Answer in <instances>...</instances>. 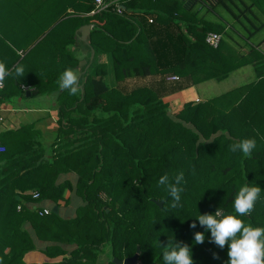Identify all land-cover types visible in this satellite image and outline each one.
Instances as JSON below:
<instances>
[{
    "label": "trees",
    "instance_id": "16d2710c",
    "mask_svg": "<svg viewBox=\"0 0 264 264\" xmlns=\"http://www.w3.org/2000/svg\"><path fill=\"white\" fill-rule=\"evenodd\" d=\"M78 1H63L59 18L27 52L46 46L56 65L24 66L22 81L7 83L8 77L0 90V100L12 101L23 94L21 83L28 84L36 95L52 94L57 110L51 142L33 124L0 134V264H117L113 258L130 257L137 248L141 264H164L163 252L175 242L191 247L194 264H227V245L211 242L196 216L217 208L234 213V196L247 183L262 188L261 199L242 219L264 227V52L262 38L252 40L264 27V0H120L123 14H89L92 0ZM68 6L76 13L66 12ZM83 24L93 28L79 42L88 53L81 91L70 95L59 89L58 78L65 68L78 67L70 47ZM61 29L66 36L58 41L53 36ZM208 32L221 34L216 48L205 42ZM249 64L255 80L239 87L179 108L164 100L186 85L222 81ZM156 75L159 84L125 86L128 78ZM171 75L177 79L168 80ZM244 138L256 140L250 157L229 150ZM181 171L184 191L174 208L158 180ZM68 173L75 182L59 181ZM67 191L82 201L73 217L53 208L40 215L42 205L33 209L43 201L68 204ZM27 226L39 241L54 243L42 250L48 257L69 256L26 262V253L36 249ZM197 231L205 234L202 244L194 243Z\"/></svg>",
    "mask_w": 264,
    "mask_h": 264
},
{
    "label": "crops",
    "instance_id": "0c3cea01",
    "mask_svg": "<svg viewBox=\"0 0 264 264\" xmlns=\"http://www.w3.org/2000/svg\"><path fill=\"white\" fill-rule=\"evenodd\" d=\"M2 1H6V0H0V2ZM9 1L7 3L8 6L5 5L0 8V60L6 62L9 69H13L14 66L18 64V61L20 59H23L21 61L23 67L24 66L29 68L32 66L42 67L48 65L46 63L47 61L50 62L52 65H56V58L51 59L50 61L48 60L47 51L49 49L46 48V46H42L40 49L37 50L35 54H32L30 56L27 55V52L32 47L33 43L37 42L47 32L48 29L46 31L45 29L48 27V24L52 23L56 18H59V16L61 15L60 14L61 8L64 6L63 1H65L66 3L71 2L70 4H73L74 2L78 4L79 1L78 0H9ZM75 10H76L75 7L68 6L66 12L75 14L76 13ZM34 21L37 23L39 22L40 24L36 25ZM99 22L102 23L103 21H99ZM34 24L35 26L33 27ZM76 30H75V36L77 37L78 42L76 44H72L70 49L77 53V57L79 61L82 59L86 60L85 56H87L88 53L85 48L81 47L79 42L82 40L78 37L79 34L76 33ZM31 31H34V36H30L32 34ZM65 36H66V32H63V30L61 29L53 37L57 38L58 41H63ZM263 37L264 34L259 36L257 39L261 40L262 38L259 48L261 51L264 52ZM245 66H250V70L252 74V76L250 77L251 78L250 81L255 80V72L252 65L249 64ZM245 66H241L240 68L232 71L229 74V76L233 73H236L237 75L242 74L241 70ZM76 70L80 71V67H77ZM9 77H11V79L9 78L7 80V83L9 81L15 82L16 80L22 81L21 80L22 77L17 78L15 77V75ZM129 79H133V78H129ZM145 79L149 80V84L147 85H152V84L156 85L157 83L158 84L160 83L159 82L160 76L158 75L147 76L145 77ZM248 82H245L243 84H246ZM173 84H174L173 82H169L170 87H172ZM198 84L189 85V86L186 85L187 87L184 86L185 88L166 95L164 97V100L168 101L175 107L179 108L181 106L179 105L180 103L176 104L177 103L176 99L179 98L183 101V103L186 101H191L193 99L197 101L208 99V98H204L203 95H201L198 89L199 86ZM241 85L235 86L233 88L239 87ZM22 86H25L26 88L24 89L22 88ZM20 89L22 90L23 94L16 98H12L13 99L12 101L0 100V118H1L0 134H3L4 131L6 130L17 129L20 126L33 124L37 129H39L42 132V135L44 136L45 140L47 141L51 140V132L56 127L55 120L57 118L56 105H54L55 103L52 102L51 100L52 98H54V96L52 94L36 95L34 94V87L25 83H21ZM27 91L29 92V95L26 94ZM32 91H33L32 93L33 95H30ZM38 96H41L43 99L46 100L45 104L38 105V104H34L33 102L27 103V98H29L31 101L32 98H38ZM186 97L188 98L186 99ZM174 102L176 103L174 104ZM72 176H74V179L76 178V176L73 173H68L59 176L58 179L59 181H63L64 179L67 178L71 179ZM70 200L75 201V203L72 204L71 206H69L70 202L65 205L64 203H62V205L60 203V206H57L60 215L64 217H73L75 215L76 207L82 204L81 199L73 193L70 194ZM40 205L51 209L54 207L53 203L49 201H43L41 203L39 202L35 206H40ZM27 228L34 237L36 249L26 253L24 258L26 262L28 263L58 262L63 257L69 256V252H67L66 254L63 255L61 254L54 257H48L46 254L42 252V250L45 246L54 243L49 241H39L35 237L33 230L30 229V226H27ZM63 248L67 249V245H63ZM70 248H72V246Z\"/></svg>",
    "mask_w": 264,
    "mask_h": 264
},
{
    "label": "clouds",
    "instance_id": "9594fccd",
    "mask_svg": "<svg viewBox=\"0 0 264 264\" xmlns=\"http://www.w3.org/2000/svg\"><path fill=\"white\" fill-rule=\"evenodd\" d=\"M21 78L25 75L23 65L17 64L9 69L6 62L0 60V89L5 80L12 76ZM81 72L71 67L65 68L58 78L60 90H67L70 95H77L81 91ZM256 148L255 138H244L230 145L233 153L240 152L244 157H250ZM185 177L183 171L174 177L167 173L158 180L172 199V207L180 205L181 193ZM262 188L258 185H241L233 199L234 213L225 214L218 208L214 213L199 214L196 219L206 230L210 231L211 242L223 249L227 245V264H264V227L246 224L242 217L251 214L256 203L261 199ZM196 227L193 222L190 225ZM205 241L204 232L194 233V243ZM164 264H194L191 247L187 244H171L163 252Z\"/></svg>",
    "mask_w": 264,
    "mask_h": 264
},
{
    "label": "rangeland",
    "instance_id": "374dc122",
    "mask_svg": "<svg viewBox=\"0 0 264 264\" xmlns=\"http://www.w3.org/2000/svg\"><path fill=\"white\" fill-rule=\"evenodd\" d=\"M207 2H214V1L207 0ZM218 9H219V12L221 14H223V16H225L227 18V20L231 19V17L229 16V13H227L225 10H221L220 8H218ZM211 18L214 19V20H217L214 16H212V13H211ZM225 21H226V19H225ZM231 22H233V21H231ZM242 33L243 32H239V35L242 34ZM263 33H264V27L259 32V34H263ZM259 34L252 40L257 39V37L260 36ZM244 35H246V32L244 33ZM234 37H236V35ZM243 38H245V37H243ZM237 39H238V41L241 42V40H239L238 37H237ZM241 49L243 51H245L246 50V46H243ZM78 64H79V62H78ZM241 72H242V74H239V75H237L236 73H233L229 77L223 79L222 81L207 80V81L201 82V83L198 84L199 85L198 89H199L201 95H203L204 98H212V97H214L216 95H219V94H221V93H223V92H225V91H227V90H229V89H231V88H233L235 86H238V85H241V84H243L245 82L250 81V79H251L250 77L252 76L251 70H250V66L243 67ZM132 78L133 79H129L128 78V79L125 80V86L128 89H131V88L135 87L136 85H140V84H142V85L149 84V80H146L145 77H132ZM37 95H39V94H37ZM187 98L188 97H186V99ZM45 101L46 100L43 99L41 96H38V98H32L31 101H30L29 98H27V103L33 102L34 104H38V105L45 104ZM176 101H177V103L174 102V104L175 103L176 104L180 103L179 105H182V103H183V101L180 98L176 99ZM191 101H195V100L193 99ZM48 142H51V140H48ZM71 180L73 182H75L74 176L71 177ZM69 195L70 194L67 191L65 196H69ZM60 203L62 205V203H64V202L61 201ZM74 203H75V201L70 200L69 206H71Z\"/></svg>",
    "mask_w": 264,
    "mask_h": 264
},
{
    "label": "built area",
    "instance_id": "2783aa9c",
    "mask_svg": "<svg viewBox=\"0 0 264 264\" xmlns=\"http://www.w3.org/2000/svg\"><path fill=\"white\" fill-rule=\"evenodd\" d=\"M92 2H93V9L90 11V14H97V13H101L104 11H112L117 14H123L126 12L125 7L120 2V0H92ZM148 20L149 22H152L151 18H149ZM220 40H221V34L216 33V32H208L205 36V42L213 48H216L219 45ZM167 79L176 80L177 76L171 75V76H168ZM22 88L25 89L26 87L22 86ZM4 150H5V147L2 144H0V152H3ZM33 196L38 197V193H34ZM19 208L20 206L18 207V210ZM33 209L36 210L38 209V207L37 206L33 207ZM49 212H50V209L47 207H44L43 210L42 209L38 210V213L40 215L48 214Z\"/></svg>",
    "mask_w": 264,
    "mask_h": 264
},
{
    "label": "water",
    "instance_id": "95a60500",
    "mask_svg": "<svg viewBox=\"0 0 264 264\" xmlns=\"http://www.w3.org/2000/svg\"><path fill=\"white\" fill-rule=\"evenodd\" d=\"M93 28V25L92 24H83L81 26H79V28L76 30V33H78V37L82 40V41H87V36L90 32V30ZM94 55V50L91 48L90 49V59H92ZM86 63V60H80L79 61V64H78V67H82L84 64ZM27 95H29V92L27 91L26 92ZM155 203L161 207L162 206V201H159V200H155ZM53 212H58V207L57 206H54L53 207ZM140 252V249L137 248L136 250V253H134L132 256L130 257H126V258H123V259H116V258H113V262L117 263V264H141L139 261H138V254Z\"/></svg>",
    "mask_w": 264,
    "mask_h": 264
}]
</instances>
